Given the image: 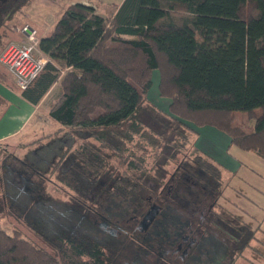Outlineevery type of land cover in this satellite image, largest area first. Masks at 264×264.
I'll return each instance as SVG.
<instances>
[{
	"label": "trees",
	"instance_id": "obj_1",
	"mask_svg": "<svg viewBox=\"0 0 264 264\" xmlns=\"http://www.w3.org/2000/svg\"><path fill=\"white\" fill-rule=\"evenodd\" d=\"M39 46L53 62L16 88L37 105L58 85L48 108L58 126L27 145L59 143L47 169L69 200H40L44 188L27 191L23 206L16 198L7 214L29 235L0 225V264H115L124 254L125 262L142 255L141 246H128L129 254L88 225L106 201L132 195L139 208L152 196L173 209L172 225L194 230L204 246H221L184 264L209 257L207 264H260L259 224L232 210L223 194L228 170L195 147L190 120L224 130L231 145L264 159V0H123L110 15L76 2ZM154 69L169 112L146 98ZM239 110L254 121L252 131L230 123Z\"/></svg>",
	"mask_w": 264,
	"mask_h": 264
},
{
	"label": "rangeland",
	"instance_id": "obj_2",
	"mask_svg": "<svg viewBox=\"0 0 264 264\" xmlns=\"http://www.w3.org/2000/svg\"><path fill=\"white\" fill-rule=\"evenodd\" d=\"M71 1L79 2L82 0H27L22 8L14 14L12 23H10L8 28L9 35L1 39L2 47L0 48V52L8 42L16 40V34L20 40L24 39L20 32L17 33L18 28L24 23H28L32 28L36 29L40 36L50 32L61 13ZM90 1H92V4L102 15L112 14L114 5L111 1L113 0H108L109 3L106 0H100L102 2L98 0ZM151 80L152 85L146 92L147 100L163 111L169 112L170 99L160 95L158 88L159 71L157 69L152 71ZM58 92L59 86L54 85L49 90L39 112L24 130L16 137L0 143V225L7 232L11 233V229L14 226H19L25 236L29 235V231L24 228L15 216L11 217L7 214V211L11 212L16 198H18L21 206L30 200V195L27 191L33 192L35 189L36 192H39L41 188H44V192L39 198L40 200L46 199L47 202H67L69 200L68 195L49 180L51 175L50 170L47 169V160L56 157L59 152V143L57 141L53 142L52 139L44 138L40 143L27 145L31 141L45 136L57 128V123L50 119L48 115V108L56 99ZM1 110L2 107L0 106ZM255 112L257 115L260 114V109H256ZM230 123L241 127L246 132H250L253 130L254 121L248 118L247 112L239 110L231 113ZM190 124L195 130V147L200 152L211 156L228 170V175L224 178L226 186L223 194L231 203H234L233 208L231 207L232 210H235L237 213L239 212L248 221L259 224L260 234L258 233V237L264 243V235L262 234V231H264V159L252 151H245L235 144L231 145L230 138L224 130L209 124H199L191 120ZM4 165L5 167H3ZM44 167L46 169H43ZM167 171V174H169L172 169ZM10 195H14L13 200L9 198ZM139 198L136 195H132L129 198H111L103 206L104 212L113 217V220L120 218L121 223H124L123 220L131 215V213H128V209L130 212L131 209H135ZM48 205L50 204L47 203V207H44L50 213L51 208ZM172 211V208L165 210L169 216V222L172 218H178L173 213L171 214ZM124 214H126V217H124ZM93 220L88 219V225L91 229L104 233L101 221L98 219V223L95 224ZM257 246L264 245L258 243ZM201 247L208 250L209 253H214L221 248V246H214L211 249V246L204 245ZM125 249L124 251L127 253L130 251L128 246H125ZM244 253L249 257L251 256L249 250H245ZM201 255L206 257L207 253H200ZM141 258L138 256V261L135 264H143ZM125 259H127V255L124 254L123 257L117 259L115 264H126ZM209 260L210 257L207 261H202L207 264ZM258 263L264 264V259H259Z\"/></svg>",
	"mask_w": 264,
	"mask_h": 264
},
{
	"label": "flooded vegetation",
	"instance_id": "obj_3",
	"mask_svg": "<svg viewBox=\"0 0 264 264\" xmlns=\"http://www.w3.org/2000/svg\"><path fill=\"white\" fill-rule=\"evenodd\" d=\"M26 2L27 0H0V38L8 32L14 14ZM185 178L188 180L187 177ZM155 186L156 184L153 187ZM173 187L174 184L167 186V194L170 195ZM145 204L142 208L135 205V209H131V212L128 211L131 215L123 220L124 223H121L120 218L113 220V217L104 212L103 206L101 207L102 213L93 214V221L97 224L99 219L103 224L102 231L106 235L116 238L120 246H135V248L141 246L143 254L141 255L138 251H135V253L137 257L143 256L146 259L142 261L143 264L190 263L191 261L189 260L193 259L199 253V250L202 249L204 238L196 235L194 230L189 229V227L178 226L177 224L172 225V219L169 222V216L165 209L152 196L146 197ZM153 205L158 206L157 213L154 219L145 226L142 222L147 211ZM124 217H126V214H124ZM126 240L131 243L126 245ZM137 257L125 263L135 264L138 261ZM151 259H153V262Z\"/></svg>",
	"mask_w": 264,
	"mask_h": 264
},
{
	"label": "crops",
	"instance_id": "obj_4",
	"mask_svg": "<svg viewBox=\"0 0 264 264\" xmlns=\"http://www.w3.org/2000/svg\"><path fill=\"white\" fill-rule=\"evenodd\" d=\"M98 1L102 2L100 0ZM122 1L123 0L111 1L114 5L112 13L118 8V6ZM106 2H108V0H106ZM72 3H76V2L71 1L70 4ZM79 3L85 5H92L95 8V10L98 11L97 8L92 4V1L90 0H82L79 1ZM41 36L39 35V37ZM15 41L18 42L22 41L20 40L17 34ZM1 67L3 66L1 65ZM1 67H0V106L2 107V110L0 111V143H4L8 139L16 137L24 130V128L39 112L41 105L44 103L45 98L47 97L48 94L37 105L31 104L21 96L20 91L16 88L14 84L13 76L7 71L5 67L3 68Z\"/></svg>",
	"mask_w": 264,
	"mask_h": 264
},
{
	"label": "built area",
	"instance_id": "obj_5",
	"mask_svg": "<svg viewBox=\"0 0 264 264\" xmlns=\"http://www.w3.org/2000/svg\"><path fill=\"white\" fill-rule=\"evenodd\" d=\"M24 39L10 41L0 52V64L13 76L19 90L25 89L44 66L53 60L40 49V37L36 29L23 24L18 31Z\"/></svg>",
	"mask_w": 264,
	"mask_h": 264
},
{
	"label": "water",
	"instance_id": "obj_6",
	"mask_svg": "<svg viewBox=\"0 0 264 264\" xmlns=\"http://www.w3.org/2000/svg\"><path fill=\"white\" fill-rule=\"evenodd\" d=\"M158 206L153 205L146 213L145 218L142 222L143 225H148L154 219L155 214L157 213ZM103 226V224H101Z\"/></svg>",
	"mask_w": 264,
	"mask_h": 264
}]
</instances>
